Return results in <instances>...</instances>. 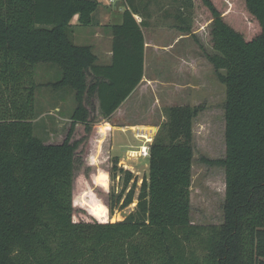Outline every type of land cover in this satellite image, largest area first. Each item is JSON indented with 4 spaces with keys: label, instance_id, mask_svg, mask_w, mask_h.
I'll use <instances>...</instances> for the list:
<instances>
[{
    "label": "trees",
    "instance_id": "obj_1",
    "mask_svg": "<svg viewBox=\"0 0 264 264\" xmlns=\"http://www.w3.org/2000/svg\"><path fill=\"white\" fill-rule=\"evenodd\" d=\"M235 1L172 0L177 6L164 15L187 35L196 9L208 15L214 51L208 60L226 88V156L217 162L225 169L223 223L195 225L193 121L201 106L166 109L167 122L150 144L149 176L126 219L73 220L76 127L91 130L95 100L108 119L141 84L143 29L161 0H125L122 23L110 27L109 66L73 39L72 20L93 27L98 0H0V264H264V0H241L250 32L228 20ZM42 64L60 69L48 86L74 93L59 144H46L34 131ZM134 193L122 207L134 203Z\"/></svg>",
    "mask_w": 264,
    "mask_h": 264
},
{
    "label": "rangeland",
    "instance_id": "obj_2",
    "mask_svg": "<svg viewBox=\"0 0 264 264\" xmlns=\"http://www.w3.org/2000/svg\"><path fill=\"white\" fill-rule=\"evenodd\" d=\"M121 4L119 2L115 6L120 7ZM160 4L163 8L157 5L151 8L154 14L152 24L161 31L168 30L164 29L167 27L171 32L158 37L146 32L148 43L158 45L155 57L149 52L147 60V77L154 76L152 82L145 79L135 91L130 101L128 125L122 122L118 126L122 129L127 125V130L119 129L112 136L106 135L100 124L102 118L96 108V100V109L90 117L91 130L85 132L84 126L76 127L73 140L81 141L73 190V220L77 223L119 222L136 209L140 188L149 176V158L140 156L141 149L151 144L163 129L167 122L166 109L176 106L203 108L193 121L191 222L195 225L223 223L225 169L217 162L226 156V88L218 81L208 60V55L214 53L209 42L210 22L204 23L208 15L202 13L201 7L196 9L193 33L187 35L171 27L172 19L164 18L165 10L177 5L172 0H161ZM243 15V2L236 0L232 3L228 20L237 27L244 26V32L253 31L254 26ZM45 67L47 65L42 64L36 70V82L42 85L37 109L42 116L34 131L46 144H59L65 139L70 123L51 115L47 84L60 78V69L53 66L54 69H48L49 73ZM70 92L73 112L76 104L74 93ZM55 128L58 130L56 135L53 134ZM140 135L146 138H139ZM132 190L135 192L134 203L122 207Z\"/></svg>",
    "mask_w": 264,
    "mask_h": 264
},
{
    "label": "crops",
    "instance_id": "obj_3",
    "mask_svg": "<svg viewBox=\"0 0 264 264\" xmlns=\"http://www.w3.org/2000/svg\"><path fill=\"white\" fill-rule=\"evenodd\" d=\"M98 1L100 3V6L94 14V26L93 27L77 26L78 16L74 17V19L72 20V25L74 26L73 39H74L75 44L79 46H90L92 48L94 54L97 57L98 65L109 66L112 63V41H113V36H112L110 27L119 25L122 23L123 13L126 9V4H125V0H98ZM119 2L122 4L124 3V4L123 5L121 4L120 7H116L115 5L117 4L119 5ZM135 17L139 23L142 21L141 16H135ZM153 18H154V14L152 11V18L150 20L151 25L150 27L143 29L144 37H145V63H144V78L141 84L144 82L145 79H147L148 82L150 81L152 82V78L154 75L152 77H147L148 53L150 52L151 56L155 57L156 48L158 47V45L154 42H152L151 44L148 43L146 32H149L152 35H155L156 37H158V35L163 34V33H167V35H169V33L171 32V31L169 32V28L167 27L164 28V29H168L166 31H163V30L161 31L160 28H159L160 30L158 28H155L154 24H152ZM171 36H174V35L171 34ZM44 69H47V72L51 73L50 70L54 68H52V66L50 65H47V67H45ZM56 82L57 81H52V82H49L47 85L56 83ZM39 85L42 86L41 84ZM40 89L41 87H39V90ZM39 90L37 91L36 103H38ZM49 91H50L49 92L50 94L48 97L49 106H50V111H53V114L51 113V115H54L55 117H58V119L63 120L65 122H69L71 124L70 118H71L72 109L70 108L69 100L70 98H72V95H71L70 90L69 89L60 90V89H55L49 86ZM134 93L108 119H105L102 116L99 110V102L96 100L97 101L96 108L101 114V118H102V122L100 124H102L103 130L107 132L106 135L112 136V134H114L116 131L120 129V127L118 126L122 122L128 125L127 121H128V117L130 113V101ZM41 116L42 114L40 113V116L37 121L41 119ZM55 123H57V121ZM70 124H69V127H70ZM127 125H125V127H121L122 129L120 130H123L125 128L127 130V127H126ZM69 127L65 133V136L68 133ZM57 131L58 130H56L55 128L53 134L56 135Z\"/></svg>",
    "mask_w": 264,
    "mask_h": 264
},
{
    "label": "built area",
    "instance_id": "obj_4",
    "mask_svg": "<svg viewBox=\"0 0 264 264\" xmlns=\"http://www.w3.org/2000/svg\"><path fill=\"white\" fill-rule=\"evenodd\" d=\"M148 141V139H146ZM150 141V140H149ZM149 143V142H148ZM150 155V144L145 145L140 152V156L149 158Z\"/></svg>",
    "mask_w": 264,
    "mask_h": 264
},
{
    "label": "bare ground",
    "instance_id": "obj_5",
    "mask_svg": "<svg viewBox=\"0 0 264 264\" xmlns=\"http://www.w3.org/2000/svg\"><path fill=\"white\" fill-rule=\"evenodd\" d=\"M143 134H144V133H143ZM137 135H138V134H137ZM137 135H136V136H137ZM148 135H149V134H148ZM150 136H151V135H150ZM138 137H139V138H140V137H142V138H146L145 135H140V136H138ZM149 140H150V139H149ZM149 140H148V141H149Z\"/></svg>",
    "mask_w": 264,
    "mask_h": 264
}]
</instances>
